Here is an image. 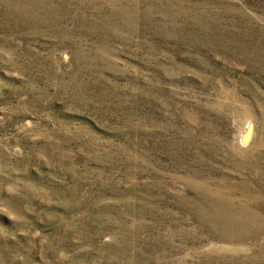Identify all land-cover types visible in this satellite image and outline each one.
Returning <instances> with one entry per match:
<instances>
[{
  "label": "rangeland",
  "instance_id": "1",
  "mask_svg": "<svg viewBox=\"0 0 264 264\" xmlns=\"http://www.w3.org/2000/svg\"><path fill=\"white\" fill-rule=\"evenodd\" d=\"M0 264H264V0H0Z\"/></svg>",
  "mask_w": 264,
  "mask_h": 264
},
{
  "label": "bare ground",
  "instance_id": "2",
  "mask_svg": "<svg viewBox=\"0 0 264 264\" xmlns=\"http://www.w3.org/2000/svg\"><path fill=\"white\" fill-rule=\"evenodd\" d=\"M262 144H263V143H262ZM259 146H261V145H259ZM233 147H234V146H233ZM231 148H232V147H231ZM234 149H235V148H234ZM260 149H261V148H260ZM236 150H237V149H236ZM243 150H244V149H243ZM245 150H246V148H245ZM239 151H240V150H239ZM236 152H237V151H236ZM236 152H235V153H236ZM242 152H243V151H242ZM248 153H249V152H248ZM250 161H251V160H250ZM245 209H246V208H245ZM242 232H243V231H242Z\"/></svg>",
  "mask_w": 264,
  "mask_h": 264
}]
</instances>
